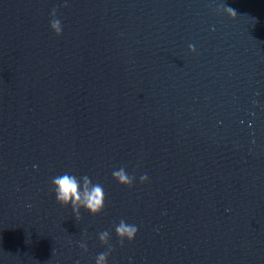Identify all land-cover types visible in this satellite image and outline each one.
<instances>
[{
  "label": "water",
  "instance_id": "95a60500",
  "mask_svg": "<svg viewBox=\"0 0 264 264\" xmlns=\"http://www.w3.org/2000/svg\"><path fill=\"white\" fill-rule=\"evenodd\" d=\"M65 172L103 186L101 213L56 202ZM108 247L107 264H264V0H0V264Z\"/></svg>",
  "mask_w": 264,
  "mask_h": 264
},
{
  "label": "clouds",
  "instance_id": "9594fccd",
  "mask_svg": "<svg viewBox=\"0 0 264 264\" xmlns=\"http://www.w3.org/2000/svg\"><path fill=\"white\" fill-rule=\"evenodd\" d=\"M66 7L67 4L65 3ZM217 11H223L227 16L234 17L237 13L234 9L227 6L225 3H221L217 8ZM51 30L57 35H62L63 25L61 20L57 17V9H53L51 12V19L49 21ZM189 51L195 52V46L189 45ZM113 178L122 186L132 187L135 181V176L130 175L124 167H121L112 172ZM140 183H147L149 177L147 174H143L139 177ZM52 192L55 195L56 202L61 206H71L72 211L77 220L80 219V210L84 209L86 212L93 216L102 212L105 206V192L104 188L99 183H93L91 178L87 175L76 176L69 172L57 175L52 178ZM138 233V227L135 224H129L124 220H121L115 226V234L119 239L121 246L124 242H133ZM110 239V232L103 231L99 233V240L102 244L108 245ZM79 247L87 252V243L80 242ZM112 252V248L108 247L105 252L97 255L95 264H107L109 255Z\"/></svg>",
  "mask_w": 264,
  "mask_h": 264
}]
</instances>
